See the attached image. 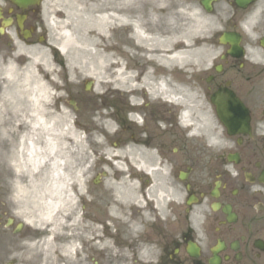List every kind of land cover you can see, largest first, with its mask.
I'll return each mask as SVG.
<instances>
[{
    "label": "flooded vegetation",
    "instance_id": "af4514ba",
    "mask_svg": "<svg viewBox=\"0 0 264 264\" xmlns=\"http://www.w3.org/2000/svg\"><path fill=\"white\" fill-rule=\"evenodd\" d=\"M195 1L217 22L216 34L237 33L243 49L241 58H223L206 89L227 87L249 114L219 152L186 131L177 133L174 114L142 115L140 145L174 189L167 201L144 206L142 244L152 264H264V0H206L209 11ZM257 8L260 18L249 35L243 22ZM154 10L156 32L174 28L176 0H155ZM38 12L34 4L22 9L14 0H0V43L11 29L20 37L18 20L23 30L36 29L32 37L42 32ZM221 48L220 58L228 46ZM177 185L184 193L180 204Z\"/></svg>",
    "mask_w": 264,
    "mask_h": 264
},
{
    "label": "rangeland",
    "instance_id": "374dc122",
    "mask_svg": "<svg viewBox=\"0 0 264 264\" xmlns=\"http://www.w3.org/2000/svg\"><path fill=\"white\" fill-rule=\"evenodd\" d=\"M97 1L103 2L104 0H93V2L92 0H45L41 18L46 30H48L46 37L47 41L43 46L36 47L43 53L42 58L45 62H48L47 64L49 65L47 71L43 70L44 73L47 72V90L49 88L51 93V98L46 104V113L43 114L44 121L56 131H60L65 127L74 128L76 123L83 139L82 146L70 143L67 150L63 151V154L66 153V159H68V163L63 166V172L66 177L73 178L76 175V172L87 167V171L84 174V179L87 180L86 184L91 178H93V176L98 175L100 177L98 184H92L89 192L85 195L84 202L88 205H86L84 212L88 215L86 214L87 220L82 223L90 226H93L91 223H95L94 221H97L98 217L100 218L102 215L106 214L108 211V208L106 207L110 206L112 203V191L108 188L109 179L113 181V177H119L120 180H127L129 174H138V172H135L134 169L130 168L129 173H116L117 176H115L113 168L107 163V160L101 158V156H103L106 149H123V147L131 145L132 142L130 141L129 134L132 133L135 136L137 135V125L134 123L135 117H132L134 114H131L133 110L132 104L137 102L140 104L142 101L141 95L139 94L136 96L134 102H131L127 95H122L114 90H110L100 96L98 92H103V90L100 91V89L95 88V79L90 75L92 64L88 55L79 53V47L75 46L78 42L72 45L67 54L63 56V67L58 63L56 64L48 53L46 55L45 51L48 52L46 47L59 44L61 41V33L63 32L61 30H63L64 27H67V29L73 33L74 37L78 34V31L76 29L74 30L75 22H71L70 25L65 26L62 22L65 18L60 15V11H62V13L70 11L74 14L77 13V8L79 6L84 7L86 4H91ZM184 13L185 14L179 11L176 18L180 17L184 21L187 20L189 24L192 25L200 23L199 15L195 13L190 15V13L186 11ZM50 20L53 21V25L49 24ZM196 30L200 32L198 27H196ZM113 40L118 43L120 49L123 47L121 43L123 40L121 32L115 34ZM32 49L34 50L35 48ZM87 49L90 53L92 52L91 47H88ZM23 50L24 52H29L30 48ZM17 52L15 53L16 55ZM128 52H130L134 59L132 57L128 58L127 56V58L125 57V59H123V63L125 62V64L130 66H133L134 64L138 66L139 64L142 66V69L148 67L144 64L143 60L136 61L137 56L134 54L133 50H129ZM60 56L61 55L56 53V62L62 60ZM213 56H216V52H214ZM215 61L216 60L209 61L204 68L209 69L211 64ZM21 68L22 66L18 69L16 68L13 72L15 74L16 84H18L17 87L16 84L14 85L11 80L6 78L4 70H8L7 65L0 63V120L4 121L5 125L3 124L4 127L2 128H5L6 131V133L0 132V264H5L12 260L15 262L14 264H92L89 260L90 256H94L92 260H94L96 264H132L131 258H135L136 255H133V249L129 246L133 245L134 240H127V231L125 230L126 225H122L124 227L122 228L123 230L116 233L114 227L108 228V232L116 238V241L112 243V240H110V245L108 244L107 249L104 251L99 252L95 248H90L88 244H83L82 252L79 253L76 258H74V256L70 258L71 262H68L67 259L60 258L57 252H53L50 258H45L40 254V246L45 238V236L42 235L45 230H41L38 225H27L24 222V216L36 212L35 204L32 200L35 199L38 192L42 191L41 187H36L37 182L43 178L41 172H43L47 166H44L43 169H40L38 172L34 171L30 174L25 168H20L21 170L19 172H16L12 168V163L14 161L19 163L17 148L20 141H18L16 146H13L12 143L18 140V135L23 131L21 125L18 127V130L15 129L17 125L15 126L13 123L14 117H19L17 118V122L24 121V116H26L29 121H33L32 114H27L32 113V110H30L29 104L26 101H23L24 96L22 90L19 89L24 73ZM174 73L177 75L178 72ZM201 78L202 74L194 77L192 76L189 81L194 87L199 86L198 84L203 86V79ZM87 79L94 80V87L92 85L90 90H84V84ZM9 83L14 85L19 94V97L15 96L14 100L22 104L21 108L19 107L16 112L14 111L13 106L8 103L7 100H4V89ZM33 86L35 87V82L31 80L29 84L31 91L34 89ZM199 95L196 94V101L191 102L193 104L198 103L195 105V109L191 110V114L197 113L196 108H198V105L204 100L200 92ZM57 97L59 98L56 99ZM70 98L76 100L77 109H74L68 104ZM145 100L147 99H144V101ZM147 102L148 104L141 110L142 114H169L167 113L169 108L168 105L160 103L159 101L147 100ZM5 110L6 113L4 114ZM12 112H14V114ZM171 112V114H176L175 107H173V109L171 108ZM60 114L67 115L68 124H64V122L60 120L62 119L61 117L60 119L58 118ZM106 114H109V119L113 118V129L116 130V133L113 136H108L102 128L104 122L109 120L106 118ZM27 124L31 125V122H28ZM129 124L131 126H129ZM42 129V126L36 127V124L33 121L31 135L32 138L36 140L37 146L43 145L44 129ZM21 156L22 157L20 158L23 159L24 154ZM91 156L92 158L90 159ZM91 160L92 163L90 162ZM91 165L92 167L90 170ZM28 175L32 176L34 179L33 187H30V184L28 183L30 180ZM85 180L84 185H86ZM73 186L75 187V184H73L72 181L69 187L73 189ZM19 187H23L26 192L23 193L19 191ZM87 199L90 201L87 202ZM79 208L81 209V206H79ZM76 212V210L71 211L70 214L65 217V223L60 230L61 236H59L54 242L56 247L68 243H72L77 247L81 246L79 245L78 239H82L84 234L83 228L85 225L80 224L79 228L78 225H72V222H74L73 215H75L74 213ZM130 212L129 210H126L127 215H130ZM10 217L14 219V222L10 226H6V220ZM16 223H23V226L18 233L14 232ZM97 224L96 227L100 230V224ZM137 255L142 256V251H139ZM76 259L78 262L74 261ZM139 259L140 258H137V260ZM141 260L142 261L134 264H147L145 259Z\"/></svg>",
    "mask_w": 264,
    "mask_h": 264
},
{
    "label": "bare ground",
    "instance_id": "6f19581e",
    "mask_svg": "<svg viewBox=\"0 0 264 264\" xmlns=\"http://www.w3.org/2000/svg\"><path fill=\"white\" fill-rule=\"evenodd\" d=\"M136 10L137 6L132 0H104L103 2L97 1L85 5L84 7L79 6L77 13L73 12L74 14L70 11L64 12L63 17L65 19L62 22L65 26L75 22L74 30L76 29L78 34L74 37L73 33L67 27H64L61 30L63 32L60 37L59 50L66 55L70 47L78 42L75 46L79 47V53L88 55L92 64L90 75L95 79V88L100 89V91L103 90V92H98V94L114 90L122 95H127L131 102H134L139 94L147 95L150 101L159 100L160 103L163 101L169 103V105H182L185 108L182 114H184L186 119L187 114H191V110L195 109L191 102L196 101L195 95L197 94L194 90L195 88L187 83V77L181 79V84H173L171 77L166 80L161 78L160 81H156L157 77L155 74L152 75V73L147 71L141 79L137 80L133 73V67L127 65L124 68L120 56H128V58L132 57L134 59L128 51L140 47L144 51L142 55L137 56V60H143L144 64L157 63L160 64L161 70L170 71L171 65L176 63L184 67L188 74L189 72L196 73L203 70L213 57L216 48L204 34L196 30V27L200 24L186 26L180 33L165 35L152 33L148 37L145 32L147 31L146 25L135 14ZM50 24L53 25V21H50ZM123 26H127L130 31H133V34L132 37L123 38L122 51L118 52L116 50L117 42H114V37L108 33L111 28L118 30L123 28ZM88 47L93 48L91 53L88 51ZM100 47H103L102 50L98 49ZM27 54L29 63L23 70V80L20 82L21 90L25 101H29L33 118L44 129V145L37 146L34 138H29L27 142L26 134H22L17 148L19 163L14 161L12 168L16 172L25 168L30 174L33 171L38 172L44 166H47L41 172L43 178L38 179L39 181L37 182L36 188L41 187L42 191L38 192L35 199L32 200L35 204L36 212L24 216V221L31 226L38 225L41 229H47L51 235V237L43 239L40 246L41 255L45 258H50L53 252H57L60 258L71 262V255L76 250L74 244L68 243L56 247L54 242L56 238L61 236L60 230L65 223V217L71 211H74L75 201L69 190V184L73 180V183H78L79 190H81L83 181L80 177V172H77L73 178L65 176L63 166L68 163V159H66V153L63 154V151L67 150L70 143L82 146L83 139L80 132L72 127H65L60 131L54 130L39 115L44 114L40 107L45 101H49L51 94L41 84L33 91L29 89L30 81L35 79L32 67L35 62L43 59L41 51H30ZM47 63L41 64L42 68L49 69ZM4 71L8 76V80H11L15 85L14 67L9 66L8 70ZM12 83H9L11 86L4 91V100H7L16 112L22 104L14 100L15 96L19 97V94ZM146 89L147 92L145 91ZM196 111V114H199V107L196 108ZM12 113L14 114V112ZM58 118L64 124L67 123V115L60 114ZM102 128L107 134H111L113 124L111 121H105ZM136 149L132 144L127 145L124 149H106L102 157L107 159V163L113 168L114 173L124 172L125 165L137 170L148 171L149 166L136 156ZM22 154H24L23 159L20 158ZM28 176L30 178L28 183L30 187H33L34 179L30 175ZM133 178L130 181L120 180L108 183V188L112 191L114 200L107 216L112 218L113 221L134 225L133 221L125 217V209L139 204L138 187ZM152 189H154V185L148 189V193ZM19 191L26 192L23 187H19ZM73 221L72 225L78 221V218L75 217ZM85 239L90 246L98 245L100 248L106 243L104 236L95 235L93 238L85 236Z\"/></svg>",
    "mask_w": 264,
    "mask_h": 264
},
{
    "label": "clouds",
    "instance_id": "9594fccd",
    "mask_svg": "<svg viewBox=\"0 0 264 264\" xmlns=\"http://www.w3.org/2000/svg\"><path fill=\"white\" fill-rule=\"evenodd\" d=\"M260 11H261V9L257 8L256 10L251 12L249 14V16L243 22L244 27H245L246 31L249 33V35H252V27L255 26L259 21ZM216 143L228 144L227 141H217ZM229 146H230V144H229Z\"/></svg>",
    "mask_w": 264,
    "mask_h": 264
},
{
    "label": "water",
    "instance_id": "95a60500",
    "mask_svg": "<svg viewBox=\"0 0 264 264\" xmlns=\"http://www.w3.org/2000/svg\"><path fill=\"white\" fill-rule=\"evenodd\" d=\"M216 96L221 101V104H216L217 114L223 120L224 124L228 127V131L231 133L232 130H231L230 124H229L230 117L229 116L226 117L225 115H223V114H228L226 112V109H227V99H222V97L219 96V95H216ZM215 97L212 98V101H214Z\"/></svg>",
    "mask_w": 264,
    "mask_h": 264
}]
</instances>
